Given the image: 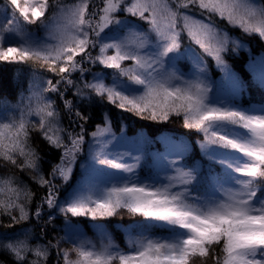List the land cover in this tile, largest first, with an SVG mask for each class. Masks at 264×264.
<instances>
[{
	"label": "snow or ice",
	"instance_id": "6c2138e0",
	"mask_svg": "<svg viewBox=\"0 0 264 264\" xmlns=\"http://www.w3.org/2000/svg\"><path fill=\"white\" fill-rule=\"evenodd\" d=\"M173 3L175 9L164 0H101L97 7L93 0L90 10L89 0L0 2V62L39 63L59 77L31 92L27 104L21 95L0 114V163L30 170L46 190L31 215L39 221L46 205L54 210L47 213L50 221L56 213L65 220V235L47 243L32 246L27 233L25 239H0V253L12 264H50L53 253L56 264H264V99L252 101L254 90L264 93V55L250 56L247 79L225 58L243 44L187 14L198 9L264 40V5L256 0ZM38 22L44 38L24 30ZM184 31L212 58L219 79H211L191 47L182 50ZM189 59L192 69L181 71L178 64ZM94 66L102 68L93 72ZM45 92L56 94L59 108ZM93 98L145 121L180 117L186 129L202 135L200 159L192 158L191 145L182 139L144 133L129 138L124 130L116 136L107 116L86 136L89 117L77 104ZM60 108L68 127L61 123ZM32 132L59 152L47 177L29 143ZM65 185L70 191L61 200ZM31 200L32 193L14 177H0V213L9 216L10 227L29 219ZM121 210L140 217L126 230L137 233L129 235L127 251L115 245L105 225H93L100 234L97 246L70 220L96 221ZM155 228L170 235L154 236Z\"/></svg>",
	"mask_w": 264,
	"mask_h": 264
},
{
	"label": "trees",
	"instance_id": "16d2710c",
	"mask_svg": "<svg viewBox=\"0 0 264 264\" xmlns=\"http://www.w3.org/2000/svg\"><path fill=\"white\" fill-rule=\"evenodd\" d=\"M256 1L264 5V0ZM0 2H2V0H0ZM58 2L61 5H72L74 3H78L79 0H58ZM168 2L175 8L173 0H168ZM94 3L98 7L101 4V0H94ZM92 7L93 0H89V9L92 10ZM187 13L211 24L220 32L226 31L233 40H239L243 44V47L246 49L240 48L236 52H230L225 58L229 66L234 71L244 75L247 79H251L250 73L246 71V65L248 64L250 53L253 56L264 55V40H261L258 36L250 37L245 35L240 29L231 26L226 20H221L219 17L210 18L207 13L201 15L200 10L198 9H193ZM24 30L27 33L33 34L37 38H44L46 35L45 29L39 24V22L37 24L25 25ZM247 48L250 49V51L247 50ZM97 52L98 49L94 50L93 55H96ZM205 59L206 60L204 61L213 76L218 75V71L214 67V61L212 58L205 56ZM101 68L102 66H94L92 71L97 72L100 71ZM104 71L111 72V70ZM87 75L90 79L91 74L89 73ZM73 76H78V73H74ZM49 79L55 81L56 79H59V77L55 76L51 72H47L39 63L28 62L26 64L9 65L4 62H0V114L3 113L6 106L19 103L21 95L25 98L23 103L27 104V97L31 94V92L46 87ZM44 95L50 96L53 100H56L58 108L60 107L61 102L57 99L56 94L45 92ZM68 96L71 98V93H68ZM262 99H264V93H260L255 90L252 92V101L254 103L259 102ZM5 102L7 103L5 104ZM243 102L245 106H248L247 97H245ZM77 107H79L89 117L88 123L85 124V128L87 130L86 136L87 133L95 130L96 125H102L103 118L107 116L111 121L113 130L116 132H120L126 128L127 132L131 135H137L139 132H145L149 136L163 134L182 139L186 142L193 143L195 152L193 153L192 158H200L201 150L198 147V144H196V141L202 140V135L186 129L180 117L173 116L170 117L167 122L162 123L145 121L131 113L119 110L115 106L108 104L107 101H101L99 98H93L89 101H81L77 104ZM60 111L61 123L64 127H68V117L64 114V110L62 108H60ZM8 115H11V112H9ZM31 119L35 120L36 118L31 117ZM77 131H79V129H77ZM29 143L40 156L41 169L47 177L51 170V165L59 160V152L51 148L37 132L31 133ZM77 173L79 174L78 170ZM142 175H144V173H142ZM8 176L14 177L18 183L25 186L32 193V200L31 203L27 204L29 219L21 221L18 224H14L11 227L9 225L12 224V222L9 216L0 213V239L6 240L12 238L13 236L25 239L24 233H27L29 243L32 244V246H35L37 243H47V240L49 239L56 240L63 237L65 233V220L62 215L56 213V218L50 221L47 213L54 210L47 209L46 205L44 206L42 219L37 221L35 217L31 215L36 206L40 204L41 198L45 195L46 191L44 188H41L35 183L32 172L27 169L24 172H20L18 169H14L11 166H5L0 163V177ZM66 189L68 190V187L60 188L59 195L61 200H63L67 194ZM14 214L19 216L18 211L14 212ZM137 219H139V217H133L129 215L126 210H121L116 216L112 217V219H106V223L108 229L112 231L115 238L117 240H121L123 239V233L120 229L121 226L131 225ZM70 220L72 224L76 221L79 222L89 233L91 232L90 221L83 222L81 218L76 217H70ZM41 229H44V232H42ZM154 232H156V235L160 236L169 235V231L164 228H155ZM42 237L43 239H41ZM49 259L50 264H56L54 253ZM0 264H12V260L8 255L0 253Z\"/></svg>",
	"mask_w": 264,
	"mask_h": 264
},
{
	"label": "rangeland",
	"instance_id": "374dc122",
	"mask_svg": "<svg viewBox=\"0 0 264 264\" xmlns=\"http://www.w3.org/2000/svg\"><path fill=\"white\" fill-rule=\"evenodd\" d=\"M164 2H166V3H168L169 4V6L170 7H172L171 5H170V3L168 2V0H164ZM256 3L258 4V5H262L260 2H257L256 1ZM173 9H175L174 7H172ZM182 12H183V10H181ZM185 11V10H184ZM188 14V13H187ZM166 15V14H165ZM189 16H191L194 20H198V21H201V22H203V23H205V24H209V23H206V22H204V21H202V20H200V19H198V18H195V17H193L192 15H190V14H188ZM137 23H140L141 25H143V28L146 30L147 29V25L146 24H144L142 21H137ZM183 25V21L182 20H178V27H181ZM211 25V24H210ZM216 31H218L216 28H214ZM220 32V31H219ZM181 41H182V50L184 49V48H187V47H191L193 50H194V52L198 55V56H200L202 59H204V60H206L205 59V56H206V54L203 52V50L202 49H200L199 48V46L198 45H195V44H193V43H191V41L189 40V38H188V35H187V32L186 31H184V32H182L181 33ZM242 48H245V47H242ZM246 49V48H245ZM247 50H249L250 51V49H248L247 48ZM250 56L252 57V58H257V57H260L261 55H256V56H253V55H251V53H250ZM207 57H209V56H207ZM209 58H211V57H209ZM192 66H193V62L189 59V60H185V61H181L179 64H178V67L181 69V71H189L190 72V70L192 69ZM112 71V70H111ZM107 72H109L110 73V71H107ZM209 75H210V77H211V79L212 80H217V79H219V77H220V72L218 71V75H216V76H213V74H212V72H210L209 71ZM90 79H91V77H90ZM111 79V77L109 76V80ZM101 126H103V124L101 125ZM96 129V128H95ZM125 132H126V135H127V137H129V138H136L137 137V135H131V134H129L128 132H127V130H126V128L125 129H123ZM122 131V130H121ZM121 131L120 132H116L115 130H113V128H112V126H111V132L112 133H114L116 136H120V134H121ZM194 132V131H193ZM139 133H144L147 137H150V138H154V137H156V136H149V135H147V133H145V132H139ZM197 134H199V133H197ZM89 139H90V137H88ZM196 139V138H195ZM197 140V139H196ZM201 140H197L196 141V144H198V147H199V142H200ZM190 145H191V147H192V150H193V153L195 152V149H194V145H193V143H191V142H188ZM195 159H200V158H195ZM141 175H142V173H141ZM78 176H79V174L76 172V174L74 175V179H78ZM75 177H77V178H75ZM69 183H72V181H70ZM64 187H68L67 185H65ZM69 191H70V189H68ZM57 214H59V213H57ZM114 217V216H113ZM76 218H81L82 220H83V222H87V221H90V230H91V232L89 233L84 227H82V225L79 223V222H75V223H73L74 225H78L79 226V229H80V232L82 233V235L84 236V237H86L87 239H90V240H92L93 241V243H96L97 244V246H99V244H100V234H99V232H98V230L93 226V225H96V224H103V225H105V227H106V232L111 236V238H112V240H113V242L115 243V245H117L119 248H121L122 250H124V251H127L128 250V247H127V240H128V238H129V235H131V236H136L137 235V233L136 232H131V233H129L128 231H126L127 229H128V227H129V225H127V226H121V231H122V235H123V239H121V240H117L116 238H115V236L113 235V233H112V231L110 230V229H108V227H107V223H106V219H108V220H110V219H112V217H110V218H105V219H97L96 221H92L90 218H85V217H76ZM139 219H140V217H139ZM154 230L155 229H153V232H152V234L154 235V236H157V237H167V236H169V235H156V232H154ZM64 235H65V233H64ZM63 236V235H62ZM62 246L63 247H71V245H69V244H63L62 243ZM73 258H75V257H73Z\"/></svg>",
	"mask_w": 264,
	"mask_h": 264
}]
</instances>
